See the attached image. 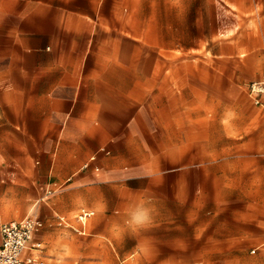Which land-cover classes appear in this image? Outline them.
I'll return each mask as SVG.
<instances>
[{"label": "rangeland", "instance_id": "rangeland-1", "mask_svg": "<svg viewBox=\"0 0 264 264\" xmlns=\"http://www.w3.org/2000/svg\"><path fill=\"white\" fill-rule=\"evenodd\" d=\"M56 1L69 66L0 67V226L37 213L44 264H264V0Z\"/></svg>", "mask_w": 264, "mask_h": 264}, {"label": "crops", "instance_id": "crops-1", "mask_svg": "<svg viewBox=\"0 0 264 264\" xmlns=\"http://www.w3.org/2000/svg\"><path fill=\"white\" fill-rule=\"evenodd\" d=\"M71 12L72 10L62 2L56 0H0V67L2 65L32 66V63H38L40 75L43 77L55 74L54 72L62 70L63 66L67 68L69 65H56V63L61 56L64 23L79 18ZM49 59L54 65H47ZM70 76L73 80V75ZM100 80L104 85L106 80L104 78ZM76 84L77 80L69 83L71 86ZM98 96L96 94L98 100L95 103L99 102ZM74 99L73 92L69 94L56 92L52 97L46 92L39 96L40 101L59 103L57 106H52L54 115L58 118L73 112ZM94 110V115H97L96 112L100 114L97 105H94ZM71 127L70 124L65 126L69 131ZM75 187L76 184H71L66 189Z\"/></svg>", "mask_w": 264, "mask_h": 264}, {"label": "built area", "instance_id": "built-area-1", "mask_svg": "<svg viewBox=\"0 0 264 264\" xmlns=\"http://www.w3.org/2000/svg\"><path fill=\"white\" fill-rule=\"evenodd\" d=\"M248 90L253 101L264 107V74L250 81ZM93 213V210L83 208V222ZM42 224L37 213L21 220L3 222L0 226V264H44V260L31 251L40 246L39 242H34V235Z\"/></svg>", "mask_w": 264, "mask_h": 264}, {"label": "bare ground", "instance_id": "bare-ground-1", "mask_svg": "<svg viewBox=\"0 0 264 264\" xmlns=\"http://www.w3.org/2000/svg\"><path fill=\"white\" fill-rule=\"evenodd\" d=\"M69 187V186H68ZM68 187H65V188H63V189H66V188H68Z\"/></svg>", "mask_w": 264, "mask_h": 264}, {"label": "snow or ice", "instance_id": "snow-or-ice-1", "mask_svg": "<svg viewBox=\"0 0 264 264\" xmlns=\"http://www.w3.org/2000/svg\"><path fill=\"white\" fill-rule=\"evenodd\" d=\"M141 217H138V219H140Z\"/></svg>", "mask_w": 264, "mask_h": 264}]
</instances>
